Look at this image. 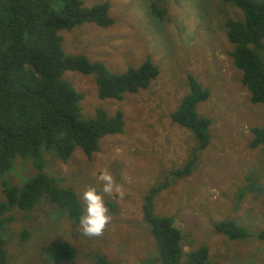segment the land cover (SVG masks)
Segmentation results:
<instances>
[{
    "label": "rangeland",
    "instance_id": "rangeland-1",
    "mask_svg": "<svg viewBox=\"0 0 264 264\" xmlns=\"http://www.w3.org/2000/svg\"><path fill=\"white\" fill-rule=\"evenodd\" d=\"M82 1L87 7L110 2L115 23L108 28L87 23L66 33V54H84L115 74L151 60L160 74L148 90L124 94L123 98H132L123 103L104 100L109 101L105 109L112 115L122 109L126 112L131 129L101 139V150L92 158L78 149L67 163L55 161L64 185L78 186L80 194L89 186L102 187L101 171L109 172L122 186L121 195L105 196V201L116 203L119 211L111 216L103 234L84 237L75 223L62 222L60 228L54 224L55 229H47L43 239L75 245L79 252L71 264H91L89 259L96 254H105L110 264H155L158 249L150 227L146 222L140 227L143 204L147 190L170 171L184 166L196 145L195 134L171 118L190 93L191 76L210 90V97L198 105V112L212 120V142L202 152L195 172L156 198V212L174 218L175 226L182 229L185 258L193 249L207 245L213 264H264V252L257 255L259 241H231L214 229L215 224L233 219L255 233L264 230V195L247 193L238 198L240 189L248 184L245 177L251 173L258 174V183L264 186V147L250 146L252 128L264 124V105L251 102V94L242 83L243 71L231 57L236 45L229 40L225 26L228 19H243L244 12L224 0H164L157 2L163 11L160 20L153 17L148 0ZM201 2L206 6V17ZM158 29L165 34L162 40H158ZM64 77L85 94L84 116L95 119L99 104L95 76L68 71ZM35 174L34 169L19 165L7 177L10 185L23 187ZM4 196L0 184V201ZM48 205L45 199L40 202L34 211L39 218L34 221H39L43 212L50 214ZM9 215L13 218L10 230L16 233L8 245L14 250L10 251L13 261L29 243H21L17 235L28 217L19 210ZM33 239L39 241L38 235Z\"/></svg>",
    "mask_w": 264,
    "mask_h": 264
},
{
    "label": "trees",
    "instance_id": "trees-1",
    "mask_svg": "<svg viewBox=\"0 0 264 264\" xmlns=\"http://www.w3.org/2000/svg\"><path fill=\"white\" fill-rule=\"evenodd\" d=\"M163 1L148 0L153 17L160 20L163 11L157 2ZM224 1L244 12L243 19L226 20L227 35L236 45L230 54L235 66L243 71L242 83L251 94V102L264 105V0ZM201 6L206 17V6L203 2ZM110 8L108 2L87 7L82 0H0V184L6 196V201L0 203V264L12 261L10 251L14 250H9L8 245L14 242L12 236L16 233L10 230L13 219L8 214L15 209L28 217L27 225L17 235L21 243H29L15 255L12 264L75 261L79 252L75 245L43 239L47 229L60 228L62 222L77 225L75 221L83 210L79 187L65 186L55 163H67L78 149L92 158L101 150V139L123 132L122 111L115 118L102 108L97 109L95 119L84 116L85 95L73 88L65 73L94 75L101 99H122L124 93L148 90L160 74V68L151 60L139 68L115 74L104 63L92 62L84 54H66L63 48L66 33L87 23L102 28L113 26ZM162 35L165 36L163 30L158 29V40H162ZM189 85L190 93L171 118L195 134L196 145L184 166L167 172L163 181L147 190L143 204L144 221L140 227L146 226L144 222L150 227L158 249L155 264H213L207 245L193 249L185 258L182 229L175 226L174 218L159 215L155 208V200L164 190L195 172L202 152L212 142V120L198 112V105L210 97V90L191 76ZM252 133L250 146L264 147V124L252 128ZM19 165L36 171L23 187L10 185L7 177ZM245 179L248 184L240 189L239 200L247 193L264 195L258 174L251 173ZM43 199L49 204L50 214L43 212L41 219L34 221L33 218H39L34 211ZM106 204L111 216L117 214L116 203L106 201ZM214 229L230 240L254 238L261 243L257 255L264 252V230L255 233L233 219L215 224ZM36 235L39 241L35 242ZM89 262L110 264L105 254L93 255Z\"/></svg>",
    "mask_w": 264,
    "mask_h": 264
},
{
    "label": "clouds",
    "instance_id": "clouds-1",
    "mask_svg": "<svg viewBox=\"0 0 264 264\" xmlns=\"http://www.w3.org/2000/svg\"><path fill=\"white\" fill-rule=\"evenodd\" d=\"M96 85H97V91H98L97 92L98 98L96 100L99 102V104H97L95 107L96 110L98 108L105 109V104L109 101L106 102L104 100H111V101H117V102L121 101V103H123L126 99L132 98V97L126 96L125 98H122V99H109V98L101 99L99 97V87H98L97 81H96ZM129 94H137V93H129ZM118 111H121V110H118ZM118 111L114 115H112L111 113L109 114L113 116V118H115L118 115ZM122 112L124 114V117H123V124H122L123 132L121 134L125 133L126 129H131L130 123H129L130 122L129 116L126 114V112L123 109H122ZM116 135H120V133L112 134L109 136L113 137ZM99 181L102 187L98 188L96 186H89L86 190L82 192V194H79V198L83 201V210H82V214L79 216V218L75 222H77L78 231L80 235L84 237H95V236H99L103 234V232L105 231L107 226L110 224L111 219H112L110 215V209L105 201V196L106 195L112 196L113 194L121 195L123 191L122 186L118 185L114 177L107 171L100 172ZM4 197H5V200L0 201V203H4L6 201V196ZM15 210H19V209H15ZM15 210H13L12 212H14ZM231 241H237V240H231Z\"/></svg>",
    "mask_w": 264,
    "mask_h": 264
}]
</instances>
